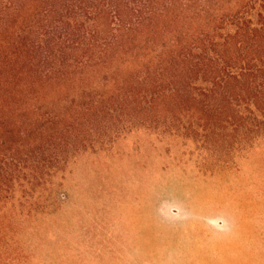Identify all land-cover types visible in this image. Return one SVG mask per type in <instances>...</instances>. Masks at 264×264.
<instances>
[{
    "label": "trees",
    "instance_id": "1",
    "mask_svg": "<svg viewBox=\"0 0 264 264\" xmlns=\"http://www.w3.org/2000/svg\"><path fill=\"white\" fill-rule=\"evenodd\" d=\"M140 131L264 162V0H0V264H34L74 166Z\"/></svg>",
    "mask_w": 264,
    "mask_h": 264
},
{
    "label": "rangeland",
    "instance_id": "2",
    "mask_svg": "<svg viewBox=\"0 0 264 264\" xmlns=\"http://www.w3.org/2000/svg\"><path fill=\"white\" fill-rule=\"evenodd\" d=\"M185 144L140 131L81 158L34 264H264L261 151Z\"/></svg>",
    "mask_w": 264,
    "mask_h": 264
}]
</instances>
